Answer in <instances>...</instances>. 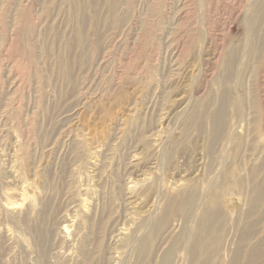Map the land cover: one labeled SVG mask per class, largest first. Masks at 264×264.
<instances>
[{
  "label": "rangeland",
  "instance_id": "1",
  "mask_svg": "<svg viewBox=\"0 0 264 264\" xmlns=\"http://www.w3.org/2000/svg\"><path fill=\"white\" fill-rule=\"evenodd\" d=\"M212 1L193 0L181 41L195 43L208 23L221 34L239 0ZM169 3L0 0V264H138L137 246L167 206L189 197L190 213L170 217L139 264H165L170 248L167 264H187L184 246L209 210L219 238L211 264L227 263L237 227L257 225L240 264L264 237V195L252 208L246 193L264 189L260 77L256 107L247 117L229 105L227 136L211 148L210 125L184 126L177 114L179 98L194 103L193 83L185 62L172 67ZM228 23L226 45H242L243 24ZM217 90L206 87L204 97L217 102Z\"/></svg>",
  "mask_w": 264,
  "mask_h": 264
},
{
  "label": "bare ground",
  "instance_id": "2",
  "mask_svg": "<svg viewBox=\"0 0 264 264\" xmlns=\"http://www.w3.org/2000/svg\"><path fill=\"white\" fill-rule=\"evenodd\" d=\"M145 1L146 0H127V2L129 3H135V4L143 3V2L145 3ZM204 1L209 7L213 5L212 0H204ZM223 3L230 4L227 1ZM192 4H193V0H170L169 3L170 22H172V25L175 26L174 27L175 29H173L171 32L172 40L169 46L170 49H168L172 67L174 68V70L178 71L179 70L178 68L180 67L181 63L183 64V62H185L183 66L185 68V76H188L186 78L189 80V82L191 81L193 83V84L191 83L192 84L191 95H193L194 103L189 104L190 102L187 101V99L185 100L187 102H185L184 100H182V98H179L177 101L179 102V105L177 107V114H180V116L186 114L183 124L184 126H190L191 128H193V126L196 125L200 131L202 130L203 122L204 124L205 122H207L210 125V131L207 135L209 136L208 138H210L209 140L210 147L213 148L215 144H217L222 137L227 136V135L224 136V134L225 131L228 130V129L226 130L225 127L226 126L225 120L229 105L232 107L234 113L240 115H244L246 113L247 117L249 110L251 108L256 107L258 102L255 97L256 95L254 96V92L257 91H254V87H255V85H253L254 79L252 80V78H254L255 75H259L260 77L259 78L260 80L258 81L259 89L260 92L262 90V94H263L262 102L264 103V0H239L238 3L234 2L230 6L231 9L229 11L227 19L219 26L221 34L219 36H216L213 33L212 23H208L209 26L205 25V29L203 31L201 30L202 34L200 35L199 38H197L195 43H194L195 38L193 36H185V39L181 41L180 39L181 37L179 35L180 32L178 28V26L180 25H185L189 20L188 9ZM212 18L213 17L211 16L210 19L209 16L210 20H212ZM230 21H241V23L243 24V27L246 30V35H245L246 41L242 45L241 44L237 46L232 44L226 45L227 35L225 28L227 27V25L229 24L228 22ZM213 24L215 25L214 22ZM212 45H213V50L211 52ZM33 48L34 46L31 45L30 48L31 55L34 52L32 50ZM7 50L8 52L10 51V46H8ZM225 52H227V55ZM199 65L200 68H198ZM208 86L209 87L214 86L218 88L217 92L219 96L217 102L216 99L211 98L209 95L208 97H204L206 94V87ZM232 90H234L233 92H236L237 99L236 101L229 102L231 100H229L228 94H230ZM240 90L242 91L241 93ZM213 92L214 91H212V93ZM217 92L215 91V93ZM214 101L218 105L217 108L214 105L216 110L211 112L210 107L214 103ZM199 109H203L202 114H200ZM199 120L200 122H198ZM261 132H262L261 138H264V125H262ZM234 133H235V129H232L230 134L232 135ZM241 135L242 133L238 134L237 136L240 137ZM245 142L246 140L243 141V139L240 138L241 146H244V148L246 147ZM229 144L231 145V143ZM226 148H228L227 143H226ZM243 182L240 181L238 183L239 187L243 188L244 185ZM261 183L258 185H262V184L264 185V183L262 184ZM246 193L248 195L247 205H249L252 208L258 207L262 201V197L264 195V189L259 186L258 189L252 190L250 192L247 191ZM213 199L210 198V200L212 201ZM191 205H192V197H189L186 202L184 201L180 203V201H175L173 204L167 206L166 215L160 217L158 220L156 219L157 220L156 225L153 230L154 235L150 238L145 239L137 246L136 253L139 263L145 262L146 260V255L144 254L145 246L150 244L151 239L153 241L155 236L157 237V235L161 233L159 231L161 230L162 226L168 221V219L172 216L174 217L175 214H188V212L191 210L190 209ZM162 214L165 213L162 212ZM217 226H218V215L215 212V210H209L208 212H204L200 216L199 222L196 227L197 236L192 241H190L188 246L187 245L184 246L187 248V254L185 255L187 256L186 259L189 264L212 263V258L218 248L217 245L219 238L216 239L217 231H218ZM256 226H257L256 223H250L247 226V228L237 227L236 230L238 231L237 243L234 245L232 243L233 247L232 248L230 247V251H231L230 258L225 264H240L241 259H243L242 258L243 252L245 247L247 246V243L250 240H252L255 236L257 237ZM220 233L223 234L222 232ZM176 241L177 240H175L174 245L179 243V240L177 242ZM251 244L253 245V243ZM171 249L172 248H170L168 254H166L163 257L162 263L167 264L171 259H173L171 258V254L169 253ZM245 252H248L247 249ZM244 257L246 258L245 264H258V261L261 259L262 261H264V237L261 240H259L257 244H254V246L251 247L250 251L244 254ZM242 263L243 262H241V264Z\"/></svg>",
  "mask_w": 264,
  "mask_h": 264
}]
</instances>
